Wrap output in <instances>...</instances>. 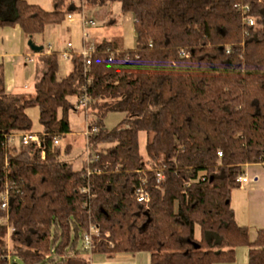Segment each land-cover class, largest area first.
I'll return each instance as SVG.
<instances>
[{
    "label": "trees",
    "instance_id": "obj_1",
    "mask_svg": "<svg viewBox=\"0 0 264 264\" xmlns=\"http://www.w3.org/2000/svg\"><path fill=\"white\" fill-rule=\"evenodd\" d=\"M53 1L48 11L0 0V27L19 26L30 38L80 11ZM85 1L119 3L131 13L136 45L95 43L88 73L73 54L65 77L58 76L60 51L41 52L33 97L8 92L0 65V218L7 217L0 264H91L83 251L91 225L99 232L93 255L146 252L150 264H219L234 263L246 247L248 264H264V229L252 239L231 207L245 167L264 165V0ZM85 94L98 133L89 140L91 163L75 170L53 141L71 133L72 99ZM34 106L43 149L8 147L10 137L31 133ZM109 112L125 114L111 131L103 126ZM138 188L150 193L147 207L135 201Z\"/></svg>",
    "mask_w": 264,
    "mask_h": 264
},
{
    "label": "rangeland",
    "instance_id": "obj_2",
    "mask_svg": "<svg viewBox=\"0 0 264 264\" xmlns=\"http://www.w3.org/2000/svg\"><path fill=\"white\" fill-rule=\"evenodd\" d=\"M30 4H36L45 10L53 11L55 3L53 0H27ZM79 3V0H75ZM85 15L88 19H93L96 26L88 30L90 39L96 43L104 41H120L123 40L126 49L135 48V30L132 21L131 13L124 14L121 11L119 3L109 4L105 7L88 6L86 1ZM6 16V15H5ZM10 16V15H7ZM115 20V21H114ZM19 27V26H16ZM25 38V36H24ZM26 40V45L28 41ZM35 45L42 47L45 55L48 54L49 46H52L56 51L64 49L65 44L71 43L74 49L81 50L82 48V29L81 25L76 22L69 24L64 22L59 26H48L43 34H37L32 37ZM26 48V46H25ZM31 54V53H30ZM31 62H25L23 66L15 67V90L14 94H26L35 96V84L37 82V72L43 69V63L39 54H31ZM59 63V77L67 76L73 69L71 60H63L61 56L58 59ZM72 102L77 107L76 111L69 113V126L71 133L60 140V149L63 160L73 164L75 170L83 167L86 161V139L83 132L87 127L86 112L79 108L75 99ZM32 121L31 133L42 134L43 128L39 123V108L37 106L31 107L27 110ZM91 115V112H90ZM92 116V115H91ZM90 116V117H91ZM125 114L122 112H109L103 120L104 129L113 130L122 120ZM93 117V116H92ZM91 120V118L89 119ZM147 134L145 132L139 133V152L147 163L146 154ZM70 145L71 150L66 154V147ZM21 147V139L15 137L10 148ZM101 148L109 147L107 145L100 146ZM93 154V153H92ZM11 232V231H10ZM195 237H200V228L196 227ZM8 246L11 242L8 238ZM91 260V257H89ZM149 254L146 252L131 255L128 253H119L112 257L105 255H95L92 259V264H150ZM14 261H18L14 259ZM19 264L22 262L18 261Z\"/></svg>",
    "mask_w": 264,
    "mask_h": 264
},
{
    "label": "crops",
    "instance_id": "obj_3",
    "mask_svg": "<svg viewBox=\"0 0 264 264\" xmlns=\"http://www.w3.org/2000/svg\"><path fill=\"white\" fill-rule=\"evenodd\" d=\"M27 39L24 38L20 27H0V65L5 68L6 89L10 93H14L15 90V67L23 66L25 62L28 63V57L33 54L26 45ZM68 44L71 43L65 44L64 49ZM122 45L124 47L123 40ZM244 176L249 179V182L232 189L231 207L238 224L247 226L253 239L257 230L264 229V165H247ZM94 256L91 257V264ZM148 261H150V255ZM219 264H248V248L240 247L236 250L234 263Z\"/></svg>",
    "mask_w": 264,
    "mask_h": 264
},
{
    "label": "built area",
    "instance_id": "obj_4",
    "mask_svg": "<svg viewBox=\"0 0 264 264\" xmlns=\"http://www.w3.org/2000/svg\"><path fill=\"white\" fill-rule=\"evenodd\" d=\"M68 2L72 3L74 7L79 9L80 11L75 13H68L65 16V22L69 24H73L78 22L81 25L82 29V48L79 51H75L72 44H68L66 48L60 52V56L63 60H71V57L73 54H77L78 56L82 57L85 63L84 66V74L88 73V68L91 65V59L93 54L95 53V43L90 39L88 30L93 29L96 26V23L93 19H88L85 15V6L84 4L85 0H79V3H76L75 0H67ZM249 24L252 25L253 21L249 20ZM53 52V49L51 46H49V51L47 55H51ZM113 55H111L112 57ZM28 62H31V57H28ZM79 108L86 112V118H87V127L86 130L83 132L85 139H86V163H91L93 157V154L90 150V138L98 133V129L96 127H91L90 125V118H92V114L90 115V99L85 94L81 97V99L78 102ZM91 116V117H90ZM15 137H19L21 139V146L22 147H35L36 149H43V143L40 137V134L35 133H20L18 135L12 136L8 140V147H10L13 143V140ZM54 145L60 144V139L55 137L53 141ZM45 158V152L41 151V159ZM93 172L88 171L87 175H91ZM158 183L164 179L163 175L159 173L157 175ZM249 182V179L242 175L239 178L235 180L236 186H241ZM161 192L162 188L161 186L157 187ZM134 198L135 201L142 207H147L151 200L150 193L148 190L144 188H138L134 191ZM9 192L5 191L1 195V209L8 212L9 210ZM7 221V217L0 218V223H4ZM12 229H10L11 231ZM99 236V232L97 228L93 225L90 226L89 231L84 235L83 239V251L85 252V255L89 262L91 263V260L89 257L93 256V249H94V239Z\"/></svg>",
    "mask_w": 264,
    "mask_h": 264
},
{
    "label": "water",
    "instance_id": "obj_5",
    "mask_svg": "<svg viewBox=\"0 0 264 264\" xmlns=\"http://www.w3.org/2000/svg\"><path fill=\"white\" fill-rule=\"evenodd\" d=\"M28 47L30 48V50L35 53V54H40L41 52H43V48L39 47L37 45H35L32 41V37H30L29 41H28Z\"/></svg>",
    "mask_w": 264,
    "mask_h": 264
}]
</instances>
